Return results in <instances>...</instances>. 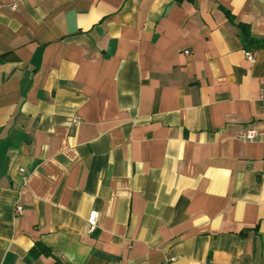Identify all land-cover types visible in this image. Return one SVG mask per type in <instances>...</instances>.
Here are the masks:
<instances>
[{
	"label": "crops",
	"instance_id": "obj_1",
	"mask_svg": "<svg viewBox=\"0 0 264 264\" xmlns=\"http://www.w3.org/2000/svg\"><path fill=\"white\" fill-rule=\"evenodd\" d=\"M239 24L264 0H0V264H264Z\"/></svg>",
	"mask_w": 264,
	"mask_h": 264
},
{
	"label": "built area",
	"instance_id": "obj_2",
	"mask_svg": "<svg viewBox=\"0 0 264 264\" xmlns=\"http://www.w3.org/2000/svg\"><path fill=\"white\" fill-rule=\"evenodd\" d=\"M246 59L250 62L254 60L255 54L253 51L245 50L243 51ZM260 96L264 99V87L260 89ZM261 133L257 130L250 128L242 132L239 136L243 141H252L257 138ZM22 171V169H20ZM22 208L20 205L16 206V211L21 212ZM98 213L96 211H91L87 217L88 231L93 232L97 226Z\"/></svg>",
	"mask_w": 264,
	"mask_h": 264
},
{
	"label": "trees",
	"instance_id": "obj_3",
	"mask_svg": "<svg viewBox=\"0 0 264 264\" xmlns=\"http://www.w3.org/2000/svg\"><path fill=\"white\" fill-rule=\"evenodd\" d=\"M229 19H231L230 15L227 13ZM240 25V35H241V39L243 42V47L246 49H251V48H259V47H264V40L262 39H256L253 38L246 30V28L244 27V25L239 24ZM35 249H38L40 252L47 254V255H51V249H49L48 247L37 243ZM55 264H58V262H56Z\"/></svg>",
	"mask_w": 264,
	"mask_h": 264
}]
</instances>
